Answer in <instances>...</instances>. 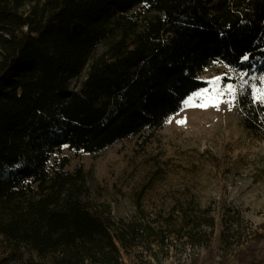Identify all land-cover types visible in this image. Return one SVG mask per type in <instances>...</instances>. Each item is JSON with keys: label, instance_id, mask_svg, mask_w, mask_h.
I'll return each instance as SVG.
<instances>
[{"label": "trees", "instance_id": "trees-1", "mask_svg": "<svg viewBox=\"0 0 264 264\" xmlns=\"http://www.w3.org/2000/svg\"><path fill=\"white\" fill-rule=\"evenodd\" d=\"M215 63L264 67V0H0V234L10 260L117 264L129 234L152 233L93 205L84 167L56 154L150 136L207 86L200 74ZM237 111L263 138L264 101L247 90ZM173 213L171 233L202 248L214 216L189 198ZM220 226L228 239L239 230L228 217Z\"/></svg>", "mask_w": 264, "mask_h": 264}, {"label": "rangeland", "instance_id": "rangeland-1", "mask_svg": "<svg viewBox=\"0 0 264 264\" xmlns=\"http://www.w3.org/2000/svg\"><path fill=\"white\" fill-rule=\"evenodd\" d=\"M200 77L207 86L150 136H128L96 154H56L68 156V169L84 167L93 205L107 206L116 221L154 228L118 244L117 264H264V137L249 135L237 111L247 90L264 101V67L239 72L215 63ZM185 198L215 218L202 248L171 233L173 209ZM227 217L239 229L230 239L220 226ZM221 236L232 244L220 243ZM12 250L0 234V264H19L10 260Z\"/></svg>", "mask_w": 264, "mask_h": 264}, {"label": "snow or ice", "instance_id": "snow-or-ice-1", "mask_svg": "<svg viewBox=\"0 0 264 264\" xmlns=\"http://www.w3.org/2000/svg\"><path fill=\"white\" fill-rule=\"evenodd\" d=\"M229 91L231 92L232 91V87L229 86ZM202 106H207V105H202ZM181 123H183V121H180Z\"/></svg>", "mask_w": 264, "mask_h": 264}]
</instances>
